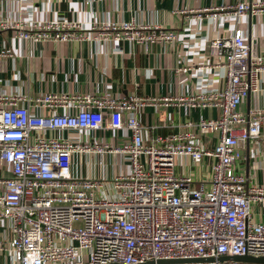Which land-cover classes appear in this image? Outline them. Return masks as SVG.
Masks as SVG:
<instances>
[{
	"label": "built area",
	"instance_id": "1",
	"mask_svg": "<svg viewBox=\"0 0 264 264\" xmlns=\"http://www.w3.org/2000/svg\"><path fill=\"white\" fill-rule=\"evenodd\" d=\"M205 11L215 22L225 14L237 21L248 12L264 13V2L241 0ZM0 30L27 42L114 40L145 49L177 38L170 29L135 19L79 22L18 14L0 17ZM208 46L222 58L210 65L224 74L223 86L213 92L159 97L0 92V221L10 232L0 238V254L7 264H262L219 257L264 256V222L252 221L249 210L264 201V184H249L237 169L242 146L257 143L264 127V107L240 110L242 98L259 90L264 57L252 55L240 28L215 36ZM10 55L0 49V56ZM171 105L214 107L219 113L145 142L137 111ZM30 106L44 113H31ZM101 129H126L130 135L111 145L46 134ZM213 133L216 143L206 147L203 138ZM75 153L118 155L129 170L111 178L74 175ZM178 157L191 165L210 160L209 175L177 174Z\"/></svg>",
	"mask_w": 264,
	"mask_h": 264
},
{
	"label": "crops",
	"instance_id": "2",
	"mask_svg": "<svg viewBox=\"0 0 264 264\" xmlns=\"http://www.w3.org/2000/svg\"><path fill=\"white\" fill-rule=\"evenodd\" d=\"M0 0V17L13 19L18 14L36 19L65 18L79 22L121 21L135 19L140 24H157L176 34L173 44H141L114 40H73L27 42L14 38L11 31L0 30V49L11 53L0 56V92L26 94L89 92L95 95L122 97L175 96L194 92L208 93L224 84L221 67L212 66L222 58L211 55L209 41L217 35L227 36L235 28L244 30L252 55L264 57V13L248 12L237 21L222 15L218 22L206 16V9L234 5L241 0ZM264 2V0H247ZM204 10V11H203ZM200 14V16H198ZM88 34H92L88 32ZM207 65L202 69L195 66ZM212 64V65H210ZM192 66L186 71L182 68ZM257 91H249L240 104L248 114L255 107H264V72L260 74ZM31 113H44L30 106ZM59 112L65 110L58 109ZM218 108L189 106H145L137 111L145 126L143 139L183 131L187 121L215 118ZM47 135L66 137L77 142H99L119 145L129 138L126 129L48 131ZM206 147L216 143L217 134L204 136ZM243 159L237 169L249 184H264V127L257 143L242 146ZM104 162V163H103ZM108 162L106 165L105 163ZM110 162V163H109ZM210 160L197 165L178 157L175 171L196 179L209 175ZM129 170V163L114 154H73V174L108 178ZM250 218L264 222V201L250 205ZM10 232L0 221V238ZM0 264H7L5 253Z\"/></svg>",
	"mask_w": 264,
	"mask_h": 264
},
{
	"label": "water",
	"instance_id": "3",
	"mask_svg": "<svg viewBox=\"0 0 264 264\" xmlns=\"http://www.w3.org/2000/svg\"><path fill=\"white\" fill-rule=\"evenodd\" d=\"M220 260H241V261H248V262H252V263H262L264 264V256H260V257H253V256H249V255H243V256H239V255H234V256H227V255H223L221 257H219ZM202 260H207V259H202ZM182 260H159V263H167V262H180ZM111 264H118V263H111Z\"/></svg>",
	"mask_w": 264,
	"mask_h": 264
},
{
	"label": "rangeland",
	"instance_id": "4",
	"mask_svg": "<svg viewBox=\"0 0 264 264\" xmlns=\"http://www.w3.org/2000/svg\"><path fill=\"white\" fill-rule=\"evenodd\" d=\"M104 163V162H103ZM110 163V162H109ZM106 165L108 164V162L105 163ZM60 264V263H59Z\"/></svg>",
	"mask_w": 264,
	"mask_h": 264
}]
</instances>
